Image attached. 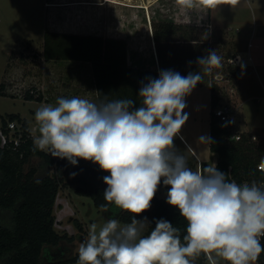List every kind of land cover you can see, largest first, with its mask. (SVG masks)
Segmentation results:
<instances>
[{"label": "clouds", "instance_id": "1", "mask_svg": "<svg viewBox=\"0 0 264 264\" xmlns=\"http://www.w3.org/2000/svg\"><path fill=\"white\" fill-rule=\"evenodd\" d=\"M176 2L185 10L213 7L208 0ZM196 63L199 72L187 76L161 70L158 78H147L139 90V108L132 99L96 103L60 97L55 106L36 110L40 135L34 148L74 166L79 160L98 164L109 173L103 178L107 204L101 208L107 211L112 204L133 214L124 225L118 219L99 228L92 223L79 245L77 264H194L201 254L209 264H255L264 252V186L229 182L213 166L193 171L175 148L174 139L188 119L185 98L204 75L223 66L217 51ZM198 142L211 138L201 136ZM162 178L170 186L166 202L187 221L183 242L179 229L164 219L148 235H142L147 218L135 219L150 209Z\"/></svg>", "mask_w": 264, "mask_h": 264}, {"label": "trees", "instance_id": "2", "mask_svg": "<svg viewBox=\"0 0 264 264\" xmlns=\"http://www.w3.org/2000/svg\"><path fill=\"white\" fill-rule=\"evenodd\" d=\"M160 30L155 31L156 49L159 57L160 71L169 70L187 76L190 72H199L196 61L199 57L209 54L207 40L199 39L193 34L194 27L177 25L172 22L159 24ZM176 37V38H175ZM180 37L202 42L192 44L177 43ZM115 40H104L96 36H77L48 32L45 34L43 55L52 59H80L92 63L93 74L97 86L99 103L118 99H132L135 108L141 106L139 90L142 82L147 78H158L159 72L141 68H129L122 63L121 71L116 75L118 52H110V43ZM121 42V49L125 51V43ZM161 48L165 49L167 60L164 62ZM124 68V69H123ZM235 74H237L234 71ZM127 79L133 86L125 89L117 88L116 81ZM210 74L204 75L201 83L210 84L211 96V121H210V149L217 155L216 168L226 174V179L241 184L248 180L255 181L258 185L264 181V171L257 165L264 158V146L253 142L250 135L243 133L238 140L228 138V129L221 125L213 114V108L219 103L221 96L216 92L218 87L210 80ZM200 84V83H198ZM3 85H1V88ZM26 99L42 100L41 93L34 95L29 90L25 93ZM10 120H17L21 125L22 136L20 143L0 145V264H66L78 260V256L66 259L43 260L42 254L45 246L56 245L65 237L54 227L53 214L57 195L63 186L74 185L76 193L89 196L99 209L107 204L103 192L107 185L103 178L109 175L100 169L98 164L91 161L79 160L78 165L87 174L70 175L64 179L68 167L72 166L66 159H55L47 151L34 148V136L29 130V123L19 114H11ZM4 124L2 127L4 128ZM32 156L43 159L46 166H55V174H36L35 169L25 171V165ZM207 163H202L207 167ZM93 169V171H92ZM39 181V182H37ZM163 184V179L160 185ZM167 198L154 196L153 207L147 227L148 235L155 229V222L164 219L179 229L183 242L186 235L187 221L180 216L179 210L167 202ZM112 216L125 223H131L132 215L122 211L112 204L107 205ZM107 210V211H108ZM7 217V220L5 218ZM264 246V237L261 238ZM204 254L197 258L202 259ZM258 264H264V252L258 258Z\"/></svg>", "mask_w": 264, "mask_h": 264}, {"label": "crops", "instance_id": "3", "mask_svg": "<svg viewBox=\"0 0 264 264\" xmlns=\"http://www.w3.org/2000/svg\"><path fill=\"white\" fill-rule=\"evenodd\" d=\"M43 3L42 25L38 22L37 2L35 16L29 19V23H24V30L15 36V46L29 40L36 45L42 44L43 49L45 34L48 32L115 40L117 42H111L109 48L110 52H118L117 60L114 61L117 76L122 63L129 68L160 72L154 34L156 29L160 30L159 24L165 22L191 27L206 26L211 29L222 26L230 29L225 24H235L234 39L243 45V51L237 54L243 56V63L250 68L258 66L260 69L261 57L257 61L256 52L259 51L264 57V0H214L212 8L197 7L190 10L182 9L176 0H44ZM39 26L42 27V35L35 39L27 29H38ZM120 41L125 43L124 53ZM176 42L192 44L202 41L180 37ZM161 55L166 62L167 54L164 48H161ZM42 59V72L45 80L49 78V85L38 86V94L43 96L42 100L38 101L56 105L60 97H80L99 103L90 61L47 59L44 55ZM165 69L169 70V66ZM261 75L263 78L260 82L264 83V71H261ZM115 86L125 89L126 86L131 88L133 84L124 77L116 81ZM211 96L209 82L196 85L192 93L185 98L187 107L184 112L187 113L188 119L179 136L175 138L176 143L183 148L181 154L187 157L188 167H194L193 171L200 170L202 163L213 167H216L217 163V155L211 151L210 142H198L201 136L210 137ZM29 130L32 135L30 124ZM169 188L170 186L164 184L159 185L156 196L161 197L163 191Z\"/></svg>", "mask_w": 264, "mask_h": 264}, {"label": "rangeland", "instance_id": "4", "mask_svg": "<svg viewBox=\"0 0 264 264\" xmlns=\"http://www.w3.org/2000/svg\"><path fill=\"white\" fill-rule=\"evenodd\" d=\"M43 1L0 0V127L3 128L4 124L7 125L11 114H19L30 124L34 138L40 135L39 125L34 118L36 110L45 105L55 106V104L51 102V104L48 102L44 104L42 101L25 98L27 90L37 95L40 91L38 86L47 87L49 85V78L45 80L42 72V44L36 45L25 40L15 46L14 42L15 36L24 30L23 24L29 23V19L35 16L34 10L37 2L38 22L39 25H42ZM225 26L227 28L229 26L230 29L223 26L215 29L206 26L194 27L193 34L200 39L208 40L209 52L217 51V54L222 57L223 66L213 69L210 73V80L218 87L216 92L221 96L222 101L229 100L240 105L239 115L235 122L236 128L247 131H262L264 128V83L260 81L263 78L261 71H264V57L260 55L259 51L256 52L255 59L258 61L261 57L259 60L260 69L258 66L255 68L248 67L246 63H243L242 55H240V61L237 64L228 62L227 59L240 53L241 50L243 51V45L234 39L233 33H235L236 25L225 24ZM41 31V26L38 29L33 27L27 29V32L35 39L42 35ZM257 61L256 63H258ZM227 77L232 79L236 88L233 94H227L224 90ZM1 85H3L2 88ZM16 122L18 121L16 120ZM174 145L178 151L183 152V148L179 143H176L175 139ZM54 158L57 159V157ZM192 162L194 163V161ZM30 169H35L38 175L45 173L56 175L55 166H46L43 159L38 156H32L26 163L25 171ZM193 169L194 167H192ZM72 173L87 174L86 170H83L78 164L72 165L67 168L64 179H67ZM166 192L168 190L163 191L160 196L167 198ZM152 207L153 200L150 209L135 216V219L139 221L146 217L149 223ZM53 214L55 216L54 227L60 234H64L65 238L56 245L45 246L42 254V259L45 261L78 256L79 245L87 239L92 223H96L99 228L109 219H118L116 215L111 217L112 212L110 210L104 211L96 207L91 197L76 193L74 185L61 187L54 204ZM2 218L0 217V220H3ZM119 221L122 225L128 224ZM146 232L147 229L144 233ZM77 262L78 260L69 261L66 264H77ZM194 264H209V261L207 257L201 259L200 262L196 258ZM219 264H227V262L219 260ZM255 264H258V260Z\"/></svg>", "mask_w": 264, "mask_h": 264}, {"label": "built area", "instance_id": "5", "mask_svg": "<svg viewBox=\"0 0 264 264\" xmlns=\"http://www.w3.org/2000/svg\"><path fill=\"white\" fill-rule=\"evenodd\" d=\"M228 62H232L233 64H237L240 61V56L238 54L233 57L227 59ZM227 83L225 85V92L227 94H233L235 92V86L231 78L227 77ZM240 105H236L233 102L222 101L220 99L219 103L213 108V114L218 119L219 123L225 128L228 129V138L230 140H238L240 139L243 133H247L250 135V139L253 142L261 143L264 146V128L262 131H247L237 129L235 126V122L239 115ZM22 136L21 125L16 122V120H9L6 127H0V145H6L9 143H13L14 145H18L20 143V139ZM257 167L264 171V163H259ZM201 170V168H200ZM248 182V180L243 181L241 184ZM237 183V182H236ZM239 184V183H238ZM259 185L264 186V181H261ZM262 238V237H261ZM260 238V240H261Z\"/></svg>", "mask_w": 264, "mask_h": 264}, {"label": "snow or ice", "instance_id": "6", "mask_svg": "<svg viewBox=\"0 0 264 264\" xmlns=\"http://www.w3.org/2000/svg\"><path fill=\"white\" fill-rule=\"evenodd\" d=\"M214 2V0H208V3H213Z\"/></svg>", "mask_w": 264, "mask_h": 264}, {"label": "flooded vegetation", "instance_id": "7", "mask_svg": "<svg viewBox=\"0 0 264 264\" xmlns=\"http://www.w3.org/2000/svg\"><path fill=\"white\" fill-rule=\"evenodd\" d=\"M203 258H206V257H205V256H202V259H203ZM199 262H200V260H199Z\"/></svg>", "mask_w": 264, "mask_h": 264}, {"label": "bare ground", "instance_id": "8", "mask_svg": "<svg viewBox=\"0 0 264 264\" xmlns=\"http://www.w3.org/2000/svg\"><path fill=\"white\" fill-rule=\"evenodd\" d=\"M149 1H151V0H149ZM124 2V1H123ZM148 2H145V4H147Z\"/></svg>", "mask_w": 264, "mask_h": 264}]
</instances>
